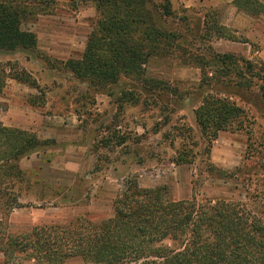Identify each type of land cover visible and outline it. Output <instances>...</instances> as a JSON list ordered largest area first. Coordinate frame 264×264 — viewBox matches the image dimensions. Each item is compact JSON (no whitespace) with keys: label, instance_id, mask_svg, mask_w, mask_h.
Listing matches in <instances>:
<instances>
[{"label":"rangeland","instance_id":"rangeland-1","mask_svg":"<svg viewBox=\"0 0 264 264\" xmlns=\"http://www.w3.org/2000/svg\"><path fill=\"white\" fill-rule=\"evenodd\" d=\"M151 2L161 10L168 6L170 14L161 24L167 38L148 47L140 73L145 82L121 75L99 87L64 67L81 56L96 27L95 1L26 4L30 13L22 28L36 35V47L2 50L0 62L11 72H28L37 87L8 78L0 93V122L53 143L19 161L24 180L8 192L17 193L21 207L8 215L0 211L10 233L80 215L106 219L131 179L143 188L164 185L174 200L224 198L264 213V199L252 197L264 190V96L257 75L264 72V0L246 10L235 0ZM223 54L231 60L222 66L217 60ZM150 81L160 88L150 90L144 85ZM215 99L240 112L207 139L196 110ZM65 264L90 263L71 258Z\"/></svg>","mask_w":264,"mask_h":264},{"label":"trees","instance_id":"trees-1","mask_svg":"<svg viewBox=\"0 0 264 264\" xmlns=\"http://www.w3.org/2000/svg\"><path fill=\"white\" fill-rule=\"evenodd\" d=\"M94 1L99 11L96 27L81 56L67 59L64 67L96 87L115 84L121 75L139 77L152 49L148 47L168 36L161 27L162 18L170 14L168 6L161 10L151 0ZM27 3L35 5V0H0V51L36 47V35L22 28L30 13ZM253 3L255 0H235L245 10ZM219 29L222 33L224 28ZM230 60V55L223 54L217 63L223 66ZM5 65L0 62V93L8 78L37 87L28 72H11ZM257 75L264 96V72ZM137 80L145 82L141 76ZM148 83L144 85L150 90L160 88ZM226 105L225 100L215 99L196 110V122L207 139L225 128L228 118L239 116V108L229 104L227 109ZM51 143L53 140L41 139L33 131L0 122L1 214L21 207L17 193L8 192L24 180L19 161ZM208 169L216 168L208 164ZM238 174L239 169L231 174L234 181ZM252 197L264 199V190ZM112 211V216L100 221L80 215L62 224L33 225L19 233H10L0 219L3 263L21 259L34 264H65L79 258L90 264H264V213L255 206L224 198L174 200L164 185L143 188L131 179L113 199Z\"/></svg>","mask_w":264,"mask_h":264}]
</instances>
